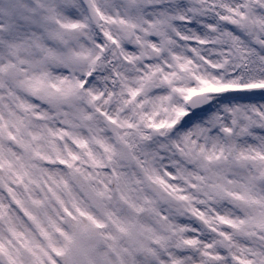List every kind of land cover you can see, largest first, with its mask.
I'll return each mask as SVG.
<instances>
[{
  "label": "snow or ice",
  "instance_id": "obj_1",
  "mask_svg": "<svg viewBox=\"0 0 264 264\" xmlns=\"http://www.w3.org/2000/svg\"><path fill=\"white\" fill-rule=\"evenodd\" d=\"M0 264H264V0H0Z\"/></svg>",
  "mask_w": 264,
  "mask_h": 264
}]
</instances>
